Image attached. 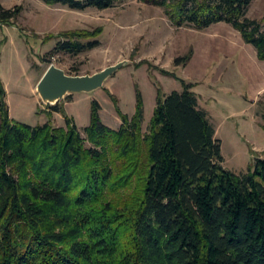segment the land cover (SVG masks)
<instances>
[{
  "label": "trees",
  "instance_id": "16d2710c",
  "mask_svg": "<svg viewBox=\"0 0 264 264\" xmlns=\"http://www.w3.org/2000/svg\"><path fill=\"white\" fill-rule=\"evenodd\" d=\"M43 1L83 11L128 0ZM142 1L177 27L228 23L264 62L254 0ZM21 8L0 2V18L12 22ZM100 31L64 32L52 55L86 53ZM184 85L158 98L147 130L139 95L133 116L116 105L119 129L95 101L83 133L70 117L65 126L12 120L0 82V264H264V159L227 170L215 126Z\"/></svg>",
  "mask_w": 264,
  "mask_h": 264
},
{
  "label": "rangeland",
  "instance_id": "374dc122",
  "mask_svg": "<svg viewBox=\"0 0 264 264\" xmlns=\"http://www.w3.org/2000/svg\"><path fill=\"white\" fill-rule=\"evenodd\" d=\"M0 2L6 9L22 7L12 22L0 18V82L12 120L65 126L70 117L85 133L98 101L103 122L119 129L123 122L116 105L133 116L140 95L147 130L158 98L183 92L186 83L193 85L200 109L216 128L227 170L247 173L264 159V62L232 25L221 22L203 30L177 27L164 8L142 0L83 11L43 0ZM248 17L264 18V0H254ZM97 29L101 31L96 48L77 56L52 55L64 32ZM120 63L124 66L104 88L60 102L66 114L44 103L38 92L52 64L72 75H92Z\"/></svg>",
  "mask_w": 264,
  "mask_h": 264
},
{
  "label": "water",
  "instance_id": "95a60500",
  "mask_svg": "<svg viewBox=\"0 0 264 264\" xmlns=\"http://www.w3.org/2000/svg\"><path fill=\"white\" fill-rule=\"evenodd\" d=\"M124 63L110 66L100 72L88 75H72L52 64L38 84V92L46 104L55 106L73 94H92L104 88L106 82Z\"/></svg>",
  "mask_w": 264,
  "mask_h": 264
}]
</instances>
